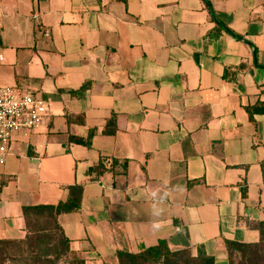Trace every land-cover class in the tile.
<instances>
[{
	"label": "crops",
	"instance_id": "crops-1",
	"mask_svg": "<svg viewBox=\"0 0 264 264\" xmlns=\"http://www.w3.org/2000/svg\"><path fill=\"white\" fill-rule=\"evenodd\" d=\"M207 1L0 0V87L48 108L0 165L1 241L80 186L57 222L84 264L260 243L264 0Z\"/></svg>",
	"mask_w": 264,
	"mask_h": 264
},
{
	"label": "trees",
	"instance_id": "trees-1",
	"mask_svg": "<svg viewBox=\"0 0 264 264\" xmlns=\"http://www.w3.org/2000/svg\"><path fill=\"white\" fill-rule=\"evenodd\" d=\"M203 1L210 8L208 1ZM109 124L114 125L113 120ZM90 138L91 136L86 141L75 139L74 142L89 147ZM81 195V187L72 186L65 203L56 206L23 207L25 238L21 241L0 240L3 259L21 255L25 256L24 261L30 260V264H40V258L54 256L55 260L66 258L65 264H84V261L70 250L69 241L64 237L57 222L60 214L71 213L80 207ZM225 248L228 264H264V236L259 244L254 245L226 241ZM116 257L117 264H215V258L206 255L201 248L198 249L197 255L193 256L188 249L170 251L164 241L152 248H141L137 253L118 252ZM235 260L238 262L235 263Z\"/></svg>",
	"mask_w": 264,
	"mask_h": 264
},
{
	"label": "built area",
	"instance_id": "built-area-1",
	"mask_svg": "<svg viewBox=\"0 0 264 264\" xmlns=\"http://www.w3.org/2000/svg\"><path fill=\"white\" fill-rule=\"evenodd\" d=\"M3 60L0 55V64ZM47 113V105L37 97L15 87H0V165L10 152L15 135L38 128Z\"/></svg>",
	"mask_w": 264,
	"mask_h": 264
},
{
	"label": "rangeland",
	"instance_id": "rangeland-1",
	"mask_svg": "<svg viewBox=\"0 0 264 264\" xmlns=\"http://www.w3.org/2000/svg\"><path fill=\"white\" fill-rule=\"evenodd\" d=\"M25 256H13L11 258H5L3 259V255L0 253V264H30V260H27V261H24ZM66 262V258L64 257H61L60 259L58 260H55V257L52 256V257H42L40 258V264H50V263H53V264H65ZM238 261L235 260V263H237ZM238 264H241V262H238Z\"/></svg>",
	"mask_w": 264,
	"mask_h": 264
}]
</instances>
